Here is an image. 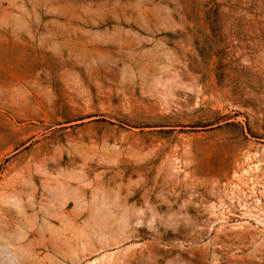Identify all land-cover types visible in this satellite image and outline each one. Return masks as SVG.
I'll return each mask as SVG.
<instances>
[{
  "label": "rangeland",
  "instance_id": "rangeland-1",
  "mask_svg": "<svg viewBox=\"0 0 264 264\" xmlns=\"http://www.w3.org/2000/svg\"><path fill=\"white\" fill-rule=\"evenodd\" d=\"M0 264H264V0H0Z\"/></svg>",
  "mask_w": 264,
  "mask_h": 264
}]
</instances>
